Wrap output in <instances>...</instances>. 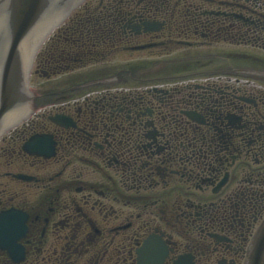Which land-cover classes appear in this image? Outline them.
<instances>
[{"label": "flooded vegetation", "instance_id": "obj_1", "mask_svg": "<svg viewBox=\"0 0 264 264\" xmlns=\"http://www.w3.org/2000/svg\"><path fill=\"white\" fill-rule=\"evenodd\" d=\"M36 63L51 87L0 141V215L20 212L24 254L0 264H249L264 0H92ZM43 135L53 155L25 149Z\"/></svg>", "mask_w": 264, "mask_h": 264}, {"label": "water", "instance_id": "obj_2", "mask_svg": "<svg viewBox=\"0 0 264 264\" xmlns=\"http://www.w3.org/2000/svg\"><path fill=\"white\" fill-rule=\"evenodd\" d=\"M84 0H0V137L28 117L34 109L29 77L37 50L48 35ZM33 142L27 144V148ZM49 142L39 140L31 148L43 153ZM22 224L19 213L0 216V243ZM8 225V226H6ZM3 226H5L3 228ZM23 227V225H21ZM264 223L253 244L249 264H261Z\"/></svg>", "mask_w": 264, "mask_h": 264}, {"label": "rangeland", "instance_id": "obj_3", "mask_svg": "<svg viewBox=\"0 0 264 264\" xmlns=\"http://www.w3.org/2000/svg\"><path fill=\"white\" fill-rule=\"evenodd\" d=\"M63 84V83H62ZM42 87V88H50V83L48 81L42 80V79H36L34 76L32 77V87Z\"/></svg>", "mask_w": 264, "mask_h": 264}]
</instances>
